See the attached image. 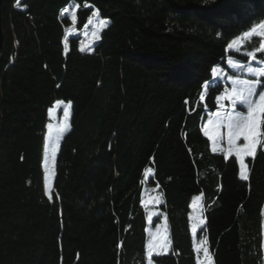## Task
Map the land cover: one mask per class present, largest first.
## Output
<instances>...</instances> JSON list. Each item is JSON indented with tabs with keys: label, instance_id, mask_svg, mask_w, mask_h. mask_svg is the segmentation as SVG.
<instances>
[{
	"label": "trees",
	"instance_id": "trees-1",
	"mask_svg": "<svg viewBox=\"0 0 264 264\" xmlns=\"http://www.w3.org/2000/svg\"><path fill=\"white\" fill-rule=\"evenodd\" d=\"M72 6L78 30L94 11L107 22L91 52L66 38ZM1 16L0 264H199L198 241L213 264H264V117L245 180L204 132L223 89L213 71L229 55L248 61L227 49L264 21V0H3ZM56 101L70 104V127L50 200L43 146ZM116 113L129 121L119 177L99 153ZM149 194L168 240L152 256Z\"/></svg>",
	"mask_w": 264,
	"mask_h": 264
},
{
	"label": "rangeland",
	"instance_id": "rangeland-1",
	"mask_svg": "<svg viewBox=\"0 0 264 264\" xmlns=\"http://www.w3.org/2000/svg\"><path fill=\"white\" fill-rule=\"evenodd\" d=\"M77 11L78 8L72 6L65 9L62 13L63 17H67L71 22V26L66 30V38L78 37L80 39V49L83 48L81 51L91 52L98 43L102 31L106 29L107 22L102 20L98 13L94 11L87 25L82 30H78L76 28ZM261 25H264V21L229 43L228 52H235L243 55L248 52L254 53L253 56H248L249 59L247 62L236 56L229 55L224 67L219 66L214 69V84L222 85L223 89L221 95L217 98L218 109L207 115L204 128L205 135L214 153H225L236 157L239 165V177L243 180H245L244 176L248 178L247 159L251 156H244V165L242 166L236 150L242 148L246 141L241 137L239 140H236L234 144H229L227 117L229 115H235L238 112H245L246 114V106L242 107L239 101L233 106L230 99H221V97H232L234 95L232 88L235 87L237 91H240L242 88V81L245 79L260 80L261 77H264L255 76L247 71L248 67L264 68V59L256 55L264 52V49H261V44H264V36L260 35L261 32H264ZM93 33H95V35H93ZM250 33L251 35H249ZM253 38L260 39L259 47L256 48L249 45ZM258 95L259 94L255 97L257 100ZM65 113H67V115H65ZM69 124L70 104L64 101H56L48 111V123L43 146L42 166L44 171V189L46 196L50 200H52L54 194L53 187L56 175V158L62 139L69 130ZM259 127L261 133V122ZM128 130L129 121H127L121 113H116L107 126L105 138L99 145L100 155L105 159L111 160L115 177H119L124 169V162L118 159V155L125 144ZM259 136L256 138V143L258 142ZM201 200L202 197L199 195L193 198L192 201L191 219H193L194 228L201 227L204 224ZM158 202L159 198L155 194H149L144 197L143 204L147 208V223L149 227L147 240L149 256L166 253L168 249L166 220L164 217L160 218V212L154 207ZM158 218L160 220H158ZM195 247L199 254V264H213L204 241H198ZM148 264L152 263L149 261Z\"/></svg>",
	"mask_w": 264,
	"mask_h": 264
},
{
	"label": "snow or ice",
	"instance_id": "snow-or-ice-1",
	"mask_svg": "<svg viewBox=\"0 0 264 264\" xmlns=\"http://www.w3.org/2000/svg\"><path fill=\"white\" fill-rule=\"evenodd\" d=\"M264 29V25H261ZM255 31V30H254ZM95 35V33H93ZM251 35V33L249 34ZM264 36V32L260 33ZM261 49H264V44H261ZM83 50V48L81 49ZM259 50V49H258ZM246 56H253L254 53H244ZM247 71L255 76H264V68L248 67ZM260 85L258 79H245L242 81V88L237 91L235 87L232 88V97H221V99H230L233 106L239 104L243 107L246 106L245 112H238L235 115H229L227 117V129H228V142L234 144L236 140L243 137L246 143L242 148H238L237 155L240 157V163L244 165V156H254L256 149V138L260 133V118L264 117V90H261L257 96V87ZM207 87V85H206ZM67 115V113H65ZM243 175V174H242ZM247 179V176H244Z\"/></svg>",
	"mask_w": 264,
	"mask_h": 264
},
{
	"label": "water",
	"instance_id": "water-1",
	"mask_svg": "<svg viewBox=\"0 0 264 264\" xmlns=\"http://www.w3.org/2000/svg\"><path fill=\"white\" fill-rule=\"evenodd\" d=\"M2 7H3V0H0V59L2 56L3 48H4V41H5V32L2 24Z\"/></svg>",
	"mask_w": 264,
	"mask_h": 264
}]
</instances>
